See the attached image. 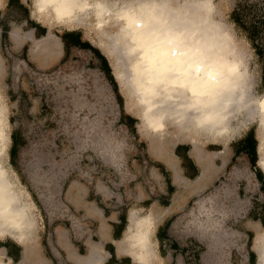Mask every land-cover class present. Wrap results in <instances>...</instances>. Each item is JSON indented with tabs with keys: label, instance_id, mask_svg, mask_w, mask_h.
I'll return each instance as SVG.
<instances>
[{
	"label": "rangeland",
	"instance_id": "obj_1",
	"mask_svg": "<svg viewBox=\"0 0 264 264\" xmlns=\"http://www.w3.org/2000/svg\"><path fill=\"white\" fill-rule=\"evenodd\" d=\"M107 1L109 4L116 1L117 6H120L123 2L135 0ZM171 1L182 4L186 0ZM239 1L241 0H213V4L216 19L229 32L235 48L251 73L253 92L250 96L255 100L257 96L264 94V83H260V66L252 45L229 16ZM6 2L7 0H0L1 12L5 11ZM27 8L29 11V7ZM32 21L46 28L44 36L33 37V29H30L28 21L8 19V49L20 51L26 45L28 59L36 69L42 71L35 70L26 74L23 60L17 58L14 64L7 61L5 48H0V96L8 98L9 109L7 112L0 109V114L5 118L6 134V151L2 163L21 199L28 205L32 226L26 229L28 237L23 242L8 233L2 234L1 241H17L24 256H51L54 264H78V260L94 247L100 259L93 264H103L108 253L101 242L105 220L101 215L100 204L114 208L122 201L117 193L122 192L129 198L131 187H135L134 191H141V185H129V182L135 175L143 173L142 161H169L172 148L178 143H187L195 157L204 155L200 163L209 166L211 182L224 170L230 156L229 142L252 127L257 137V165L264 173L259 163L262 139L258 117L250 118L244 111L238 115L227 136L204 132L190 136L178 133L174 126L168 125V130L162 133L160 140L157 134L145 130L136 93L128 82L119 81L116 75L117 68V71L126 74L130 71L126 58L110 44L108 34L118 29V24L112 20L103 29L97 28L92 14L82 16L75 24L52 25L47 20ZM65 29H79L84 37L107 56L123 97L124 110L136 119L135 132L116 122L118 107L114 98H111L108 87L97 79L95 70L84 67L78 61L67 62L55 70H46L59 59L60 48L56 34ZM14 69L18 71V75L21 74L17 84L26 91L29 107L25 103L19 106L17 99H13L9 91L11 87L16 88L15 81L7 79L9 72ZM40 95L46 101L47 114L41 112ZM15 128L26 139L23 157H19L18 166L28 187L23 184L8 158L10 133ZM232 170L231 177L234 179L238 177V173ZM148 174L153 175V170L149 169ZM235 183L231 181L226 186L209 190L183 213L180 237L196 232L203 245L199 260L189 258L188 264H243L233 253L231 256V250H244L246 239L242 231L245 229L253 231L251 248L256 253V264H259L261 255L257 248V243H260L257 242V237L264 238V230L259 229L256 222L243 217L240 209L245 208L247 200L237 196ZM91 191L98 201L90 195ZM95 201L98 202L97 205ZM136 202L137 200H132L130 206L134 207ZM90 219L95 220L97 225H91ZM80 246L83 247V254L79 252ZM167 249L168 247L163 251L158 246L154 249V254H158L156 264L170 263L171 256ZM117 250L124 253L125 245L117 243Z\"/></svg>",
	"mask_w": 264,
	"mask_h": 264
},
{
	"label": "clouds",
	"instance_id": "obj_2",
	"mask_svg": "<svg viewBox=\"0 0 264 264\" xmlns=\"http://www.w3.org/2000/svg\"><path fill=\"white\" fill-rule=\"evenodd\" d=\"M21 2L29 7L32 19L47 20L52 25L71 23L89 12L99 16L103 7V0H30V5L29 0ZM186 2L198 6L199 11L184 12L183 18L172 20L149 15L144 22L149 35H163L169 42L178 41L181 55L187 59L181 67H169L160 73L143 60L132 63L131 83L138 93L140 118L152 134L166 132L171 124L177 128L187 125L209 135L227 136L253 92L251 73L244 58L233 47L229 32L216 19L213 0ZM115 43L127 56L138 51L124 38L116 39ZM255 103L264 105V95L257 96ZM0 109L9 110L5 96H0ZM127 215L128 224L121 240L113 241L125 245V252L118 254L117 259L126 257L131 264H156V222L152 210L131 207ZM5 223L17 233L26 228L19 217ZM115 223L119 224L118 217Z\"/></svg>",
	"mask_w": 264,
	"mask_h": 264
},
{
	"label": "trees",
	"instance_id": "obj_3",
	"mask_svg": "<svg viewBox=\"0 0 264 264\" xmlns=\"http://www.w3.org/2000/svg\"><path fill=\"white\" fill-rule=\"evenodd\" d=\"M1 13V12H0ZM229 16L231 21L236 26V28L245 35L250 44L252 45V49L255 53L256 60L260 66V83H264V0H241L239 1L234 8L230 11ZM28 8L21 2V0H7L5 11L2 15H0V43L3 48H5V52L7 53V61H11L14 64L15 59L21 58L23 60L24 72L28 74L30 71L35 72V70L42 71L40 69H36L34 64L28 59L26 54V45L22 47V49L16 53L10 51L8 49V19L20 21H28L29 27L36 28V37L43 36L46 33V28L33 23V21L29 18ZM63 42V56L53 64L52 67L47 68L46 70H55L58 69L61 65L67 62H81L84 64V67L95 70L97 79H99L106 87H108L109 92H111V98H114V103L118 107V112L116 114V122L120 126L126 127L128 130L131 129L132 132H135V122L136 119L125 112L123 105V97L119 92L118 83L113 74L112 67L108 61L107 56L101 51V49L91 43L90 40L85 38L79 29L73 30H64L61 33H58ZM6 53H4L6 55ZM45 71V69L43 70ZM18 71L14 69L13 72H9L7 79L12 82L15 81L14 86L15 89L11 87L9 89L11 96L13 99H17L19 106H23L26 104V107L30 106L28 95L26 91L22 90L19 84H17L19 77ZM41 98V112H46L47 114V104L42 95ZM13 118V117H11ZM15 118L17 119L18 116ZM11 143L8 149V158L11 166H13L15 172L18 173L21 181L27 187V181L25 177L22 175L19 169V157H23V152L25 150L24 146L26 144V139L23 137L22 132L15 128L10 133ZM235 144L234 154L232 156L231 161L228 163L227 170L235 168L245 169L248 174L255 178V183L257 186V192L252 195V197L247 200L245 209L248 214H245L243 217L246 218H260L264 227V173L262 169L257 165L258 161V153H257V138L255 135L254 128L250 127L246 130L244 136ZM239 146V148H237ZM24 148V149H23ZM189 149L188 144L178 143L174 150L177 155H184V159L191 164V159L186 154ZM143 162V161H142ZM145 162V161H144ZM148 162V167L156 165L161 167L160 163H155L154 161H146ZM230 181L227 179L226 174L218 178V180L204 193H207L209 190L215 187L226 186ZM237 184V183H235ZM237 194H243L242 190L236 185ZM32 192L35 201L39 204L37 197ZM203 193V194H204ZM93 191L90 192V195L94 198L96 196L93 195ZM201 194V195H203ZM200 195V196H201ZM198 196L196 200L200 198ZM98 201V198H96ZM96 202V201H95ZM98 202H96L97 204ZM105 205H101L100 207H104ZM190 208V207H189ZM189 208L187 210H189ZM186 210V211H187ZM184 211L183 213H185ZM180 213L172 218L165 224L164 235L160 234L159 228L157 229L156 236L159 238V246L162 247V244L165 243L168 249L171 251L172 261L171 264H188L189 258H196L199 260L200 250L203 248L201 245V241L198 238V234L196 232L189 233L187 235H183L180 237V230H182V215ZM126 222L125 212L121 213L119 228L122 229ZM244 234L246 243L244 250L232 249V253L235 257L239 259L243 264H256V253L251 249V243L253 239V233L248 229L242 231ZM165 240L163 243L162 241ZM83 247H79V252L81 254L84 253L82 251ZM105 249L109 251L111 256L105 264H116L117 259L115 258L114 248L112 244L108 243L105 245ZM20 250V247H18ZM179 255V256H178ZM189 255V256H188ZM53 262L55 263L53 257L49 256ZM180 257V259H178ZM128 258L121 259L120 264H129ZM72 264V263H67Z\"/></svg>",
	"mask_w": 264,
	"mask_h": 264
},
{
	"label": "bare ground",
	"instance_id": "obj_4",
	"mask_svg": "<svg viewBox=\"0 0 264 264\" xmlns=\"http://www.w3.org/2000/svg\"><path fill=\"white\" fill-rule=\"evenodd\" d=\"M198 11V6L186 1L181 4L173 3L171 0H135L132 2H123L122 5L117 6L116 1L109 4L107 0H103V7L100 10L99 16L89 12L77 17L74 21L67 24H75L82 16L90 14L95 17L98 29H103L111 20L113 23L118 24V29L114 33L108 34V38L110 39L112 48L120 51L122 56L126 58V65L130 73L128 72V74H126L125 72L117 71V68L116 75L119 81L128 82L130 84L132 91L136 93L138 104V93L135 86L131 83V78L134 76L132 71V63L134 61L143 60L146 64H150L157 73H160L164 72L169 67H181L183 61L187 59V57L181 55L182 48L179 42L175 41V37L171 38L175 42H169L163 35H157L155 37L149 35L148 30L144 27L145 20L149 15H154L158 18L162 15L172 20L175 17L183 18L184 12L191 14L192 12ZM118 38L126 39L128 43L137 47L138 51L132 56L125 55L124 50L115 43V40ZM181 39L183 38L181 37ZM188 46L190 47L191 45ZM233 47H235L234 44ZM139 110L141 113L140 106ZM242 111L250 118L258 117L260 136L262 139L259 146V163L264 170V105L255 103V100H253L252 96L249 94L247 103ZM4 125V115L0 114V235L8 233L17 238L18 241L23 242L28 237L26 229L31 228L32 220L28 214V205L21 199V195L11 182L8 171L2 163V157L6 151ZM169 125L173 126L171 124ZM143 126L145 130L150 133L144 123ZM175 130H177L178 133L189 134L190 136H196L201 133V131L191 129L190 126L187 125L184 128L175 127ZM162 135V133L157 134L160 140L162 139ZM17 217L22 218L26 224V228L22 233H17L5 223L8 219ZM261 238L262 237H257V242H260L257 243V248H259V254L261 255L259 264H264V238ZM122 244L124 243L122 242ZM99 257V253L96 251V248L93 247L85 257L78 260V264H93L95 261H98ZM0 264H4L3 261H0Z\"/></svg>",
	"mask_w": 264,
	"mask_h": 264
},
{
	"label": "crops",
	"instance_id": "obj_5",
	"mask_svg": "<svg viewBox=\"0 0 264 264\" xmlns=\"http://www.w3.org/2000/svg\"><path fill=\"white\" fill-rule=\"evenodd\" d=\"M2 14L3 12L0 13V15ZM29 18L31 19V17ZM30 29H33L34 34L32 36L36 37L35 34L36 28L30 27ZM65 30H73V29H65ZM81 34L83 35L82 32ZM57 38L59 41V48H60L59 59H60L61 56H63V42L59 36ZM49 46L50 45L48 44V47ZM0 48H1V43H0ZM12 52L16 53L18 51H12ZM245 132L246 131H244L243 134H241L239 137L229 142L230 156L225 163L224 170L222 173L216 176V178L213 179L211 182L209 181V174H208L209 166L200 163V160L201 158H203L204 155H202L200 158L195 157L191 153L190 148L187 150L185 155H187L189 159H191V164L190 162L184 159L183 157L184 155H177L175 153L174 148L177 144L174 145L172 148L171 151L172 153L170 155L171 159L169 161L154 160L155 163H160L161 167H158L156 165L148 167V162L143 161L142 162L143 173H139L138 175H135V178L129 182V185H134L135 183H138L139 185H141L142 190L134 191L135 187H131L132 191L129 198H126L122 192L117 193L122 197V201L120 204L113 206L114 208L109 207L107 204H105L104 207H99L102 210L101 215L104 217L105 220V223L103 224L104 234L101 238V242H103L104 250L108 253V255L103 261V264H105L108 261L109 257L111 256L109 251L105 249V245L108 243L112 244L116 259L118 254L123 255V253L118 252L117 243L114 244L113 241L121 240V234L124 232L128 224L127 213H128V209L132 207L130 206L132 200H137L134 207H144L145 209L150 208L152 210L156 222V232L157 229L159 228L160 234L162 235H164L163 233L165 232L164 226L169 221L170 218L186 211L189 207H191V205L194 203L195 199L198 196L203 194L218 180V178H220L225 174L230 182L231 181L236 182L239 188L242 190L243 194L242 195L237 194V196H239V198H245L246 200H249V198L252 197V195L257 192L255 178L252 177L250 174H248L245 169L243 170L240 168L233 167L232 168L233 170L232 169L230 170L238 173V177L233 179L231 177V171L227 170L228 163L231 161L232 156L234 154V149L236 146L235 144H237L236 142H238L244 136ZM237 148H239V146ZM149 169L153 170V175L148 174ZM240 210L243 212V216L245 214H248L245 208H241ZM123 212H125L126 222L124 227L120 229L118 226L119 224L115 223V219L118 217L120 221V215ZM248 219H251L252 221L256 222L258 228L264 230L260 218L254 219L251 217ZM89 222L91 225H95V226L97 225L96 221L93 219H90ZM248 230L253 233L252 230L250 229ZM156 232L154 239L157 242V246L161 248L163 251H166L165 249L167 246L163 242L167 239L164 238L163 240H161L160 238V241H162L163 243L162 247H160L159 238H157ZM20 246L21 245H19L17 241L0 240V261H3L4 264H54L53 260L47 255L43 257L24 256L22 254V250ZM18 247H20V250H18ZM167 251H169L168 253L171 256V251L169 249H167ZM1 258H4L5 260H2ZM171 261H172V256L170 258V263ZM120 262L121 259L119 260L117 259L116 264H120ZM129 262H130L129 264H131L130 260Z\"/></svg>",
	"mask_w": 264,
	"mask_h": 264
}]
</instances>
